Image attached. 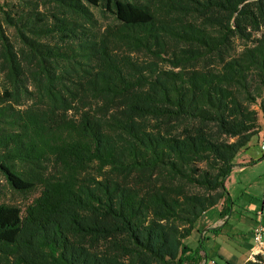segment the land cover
<instances>
[{"label": "trees", "instance_id": "16d2710c", "mask_svg": "<svg viewBox=\"0 0 264 264\" xmlns=\"http://www.w3.org/2000/svg\"><path fill=\"white\" fill-rule=\"evenodd\" d=\"M5 7L0 264H206L185 241L264 123V0Z\"/></svg>", "mask_w": 264, "mask_h": 264}, {"label": "crops", "instance_id": "0c3cea01", "mask_svg": "<svg viewBox=\"0 0 264 264\" xmlns=\"http://www.w3.org/2000/svg\"><path fill=\"white\" fill-rule=\"evenodd\" d=\"M235 167L224 183L232 205L225 216H220L221 203L203 214L195 224V231L186 244L192 248L200 247L201 254L207 256L206 264L219 260L221 264H247L253 261V255L258 250L253 245L252 230L260 221L251 219L247 210L238 209L234 203L236 186L240 182L244 187L252 186L259 177L258 171L264 168V123L260 122V130L240 151L234 160ZM249 176H251L250 179ZM254 179V180H252ZM252 180V182H251ZM246 192V191H245ZM246 213V214H245ZM236 223L244 225L243 230H237ZM264 228V227H263ZM190 241V243H188ZM264 250L260 252L263 254Z\"/></svg>", "mask_w": 264, "mask_h": 264}, {"label": "rangeland", "instance_id": "374dc122", "mask_svg": "<svg viewBox=\"0 0 264 264\" xmlns=\"http://www.w3.org/2000/svg\"><path fill=\"white\" fill-rule=\"evenodd\" d=\"M14 3V0H0V16H1V10H5V6L7 4ZM94 14L99 19L100 22L103 24H107L110 22L108 14L102 15L98 11L94 10ZM8 35L12 38V31H7ZM138 59L142 62L147 63L148 59H146L144 56L140 55L138 56ZM259 177L256 179L255 182H251L252 186L242 187L243 185L238 182L236 186V192L234 195V203L236 206H238V209H242L244 211L247 210L248 214L251 219H254L255 221H260L261 217H263V227H264V168L262 171H258ZM251 176H249L248 179H250ZM246 191V192H245ZM4 201H17V203H21L23 201V198L21 196H15L11 195L9 192L4 191V196L2 197ZM245 212V211H244ZM237 230H243L245 227L242 223H236ZM188 240V239H187ZM186 240V242H187ZM190 243V241L188 242ZM264 254V253H263ZM216 264H221L219 260H216Z\"/></svg>", "mask_w": 264, "mask_h": 264}, {"label": "built area", "instance_id": "2783aa9c", "mask_svg": "<svg viewBox=\"0 0 264 264\" xmlns=\"http://www.w3.org/2000/svg\"><path fill=\"white\" fill-rule=\"evenodd\" d=\"M252 241H253V245L258 250V252L255 255L260 254V252L264 250V228L261 224H257L253 228ZM255 255H253V257ZM209 264H213V262H210Z\"/></svg>", "mask_w": 264, "mask_h": 264}]
</instances>
